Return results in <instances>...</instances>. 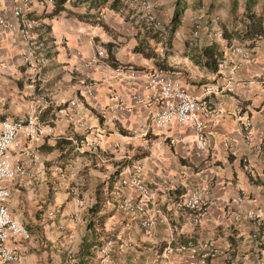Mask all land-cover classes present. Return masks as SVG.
Returning <instances> with one entry per match:
<instances>
[{
    "label": "crops",
    "instance_id": "obj_1",
    "mask_svg": "<svg viewBox=\"0 0 264 264\" xmlns=\"http://www.w3.org/2000/svg\"><path fill=\"white\" fill-rule=\"evenodd\" d=\"M148 1L157 17L169 24L176 0ZM194 1L198 5L193 8L188 2L171 40V51L183 52V57H170L168 63L182 67L183 82L193 94H200L206 84L222 83L228 76L233 79L232 92L209 97L210 104L225 115L218 124L208 123L204 151L196 149L192 129H156L145 107L131 106L132 97L144 92L143 71L156 66L132 50L144 30L137 18L130 17L132 10L124 7L123 0L118 11H101L102 21L116 38L73 15L86 9L70 2L54 17L46 16L53 5L36 2L25 9L46 55L41 67L25 62V42L16 28L0 27V119L20 120L33 112L42 125L53 130L52 135L32 142L20 139L28 147L26 154L10 149L12 158H19L25 169L10 183L7 203L12 216L30 234L28 239L13 241L20 264H36L38 259L40 264H64L70 256L76 264L83 238L102 242L108 234L128 242L127 249L113 254L111 264H165L185 258L178 246L203 243L217 252L209 264H264V152L260 149L264 139V38L253 47L241 43L248 52L245 57L235 52L233 46L240 43L234 42L224 48V70L205 73L202 62L188 54L189 48L201 50L211 43L208 34L228 26L232 11L242 12L246 0ZM208 2H221L222 8L213 13V23L201 24L204 28L199 27L202 31L194 36L192 23H199L195 13ZM166 4L167 12L162 10ZM0 19L14 20L9 0H0ZM115 41L120 43L112 50L115 59L142 69L135 77L116 74L115 63L106 58L100 64L89 63L96 44ZM231 64L236 65L233 73ZM70 100L79 102L73 122L57 115V109ZM120 101L130 108L114 109ZM245 119L251 122L249 133L242 130ZM96 137L100 143L93 147L90 143ZM135 165L141 166L151 193L149 211L159 218L149 235L133 215L116 208L113 198L120 175H127ZM248 175L259 177L262 184L250 182ZM196 188L211 201L204 216L180 204ZM123 192L135 196V192ZM96 202L99 212L91 215L89 208ZM246 212L254 213L255 219L247 220ZM103 215V223L97 224ZM97 246L92 248L90 264H97Z\"/></svg>",
    "mask_w": 264,
    "mask_h": 264
},
{
    "label": "built area",
    "instance_id": "obj_2",
    "mask_svg": "<svg viewBox=\"0 0 264 264\" xmlns=\"http://www.w3.org/2000/svg\"><path fill=\"white\" fill-rule=\"evenodd\" d=\"M12 4L13 21L5 22L0 19V27L6 25L8 28L17 29L22 40L25 42L24 60L32 63L33 66H43L46 63V55L42 50L38 38L34 32L35 23L30 19L25 9L33 3H42L43 6H52L54 0H9ZM124 7L132 10L130 17L137 18L143 25L142 28H150L157 34L166 38L168 35V24H164L154 12V5L148 0H123ZM200 28L196 27L192 34L198 35ZM209 42L221 38L220 31L208 34ZM233 49L242 56H247L248 52L240 45H234ZM106 58V51L102 44H96L94 53L91 56L90 64H100ZM88 65V64H87ZM225 60L218 63L217 71L224 70ZM235 64L230 65L233 73ZM114 72L126 78H133L138 74L132 65L118 64ZM144 92L132 97L133 106H143L147 109V118L151 126L156 129H169L173 127H183L192 129L195 135V147L198 151H204L208 147L207 127L208 123L218 124L225 112L215 109L209 102L211 95H222L233 91L232 76L224 78L222 83L206 84L200 94H193L183 82V75L180 71H164L157 67L145 69ZM79 102L70 100L64 106L57 109V115H63L69 122H73L79 113ZM128 109L130 106L119 102L114 109ZM241 112V108L237 109ZM79 125H82L81 123ZM251 122L245 119L242 130L250 131ZM50 125H42L37 115L29 113L24 119L8 120L0 119V264H20V254L14 245V239H28L29 231L19 223L10 213L7 203L11 196L10 183L24 174V167L19 158H12L10 149H17L20 153H27L28 147L22 145L20 139L32 142L43 135H52ZM146 130L142 133L145 134ZM100 134V133H99ZM97 134V135H99ZM103 133H101L102 135ZM96 135V136H97ZM174 142L171 138V143ZM100 143V138L96 137L90 143L95 147ZM228 147V141L224 142ZM259 149V147H257ZM140 165H135L127 175L121 174L118 180V188L113 192L115 206L118 210L133 215L139 222L144 234L149 235L151 229L159 220L156 214L149 211L151 193L145 185L141 176ZM135 192V196L126 195L123 191ZM180 204L186 209L199 216L207 214L211 205L210 198L200 189H193ZM239 217V216H238ZM244 217L247 220L255 219L252 212H246ZM128 247V242L119 241L116 238H105L96 248L97 264H111L112 256L117 251L121 253ZM182 253H186L184 259L166 261L165 264H209V261L216 256V250L212 245L203 243L200 245L178 246L176 248ZM64 264H75V259L70 256ZM122 264V263H120ZM133 264V263H131Z\"/></svg>",
    "mask_w": 264,
    "mask_h": 264
},
{
    "label": "trees",
    "instance_id": "obj_3",
    "mask_svg": "<svg viewBox=\"0 0 264 264\" xmlns=\"http://www.w3.org/2000/svg\"><path fill=\"white\" fill-rule=\"evenodd\" d=\"M189 1L190 6L193 8L198 5L197 1L195 2L194 0H176L170 16L168 24L169 31L166 38L160 37L156 31H153L150 28H145L143 36L137 40L136 45L133 47V52L149 57L155 62V66L159 69L164 71L177 70L183 74L181 66L169 64L168 61H170V57L175 58L170 52L171 40L176 30H178L181 25L182 16ZM257 1L258 0H246L244 3V9L240 15H237L236 12L234 13V11H232L233 13L229 25L223 26L221 30V39L224 41L223 44H219L217 41H212L201 50H197L194 47L189 48L188 53L191 54L192 58H197L202 62L205 73L214 74L217 72V65L224 58V48L232 46L234 41H238L240 44L248 42L249 47H253L257 40L264 38V5L259 12L256 11L255 6L257 5ZM66 2H70L74 7H84L86 9L84 13H74L73 15L79 19L101 26L108 34L116 38V34L112 29L102 21L101 11L105 8L118 11L121 7L120 0H54L52 9L46 14V16L54 17L66 10ZM119 44L120 43L116 41L114 43L107 42L104 43V45L102 44L106 51V59L113 61L115 66L120 63L115 59L112 50L114 47H118ZM159 46L163 49L162 53H160V49H158ZM182 57L183 55L178 58ZM124 65H132L136 70H142L140 67L131 63H125ZM260 149L264 152V139L262 140ZM248 177L250 182L254 184H262V180L259 177L253 178L251 175H248ZM97 212H99L98 202L89 208V213L91 215H96ZM103 217L104 215L99 216L96 223L102 224ZM92 224L93 223L89 222L88 226L91 227ZM100 243L101 241H91L87 238H83L78 253L75 256L77 260L76 264H90V261L94 256L92 248H95Z\"/></svg>",
    "mask_w": 264,
    "mask_h": 264
},
{
    "label": "rangeland",
    "instance_id": "obj_4",
    "mask_svg": "<svg viewBox=\"0 0 264 264\" xmlns=\"http://www.w3.org/2000/svg\"><path fill=\"white\" fill-rule=\"evenodd\" d=\"M170 1V0H169ZM201 1V0H200ZM205 2V1H204ZM154 3H156V1L154 2ZM222 3L221 2H218V3H212V4H210L209 2L208 3H205V8L202 10V9H200V11L199 12H197V13H195V16H197V17H195V19L199 22V23H197V22H193L192 23V29L194 30L195 29V26H198V27H201L202 29L204 28L203 27V25H201V24H204V26L206 27V26H208V25H211L212 23H213V20H211V18H212V16H213V13L215 12V11H219L220 10V8H222V5H221ZM159 5V4H158ZM232 5V3L230 4V6ZM236 5H238L237 3H236ZM263 5H264V1L263 0H258L257 1V5L255 6V8H257L258 10L259 9H262L263 8ZM233 6V5H232ZM162 10H164V11H168V4H166V5H162ZM232 8V7H231ZM169 12H171V11H169ZM236 13H237V15H240L242 12L241 11H239V10H237L236 11ZM213 19V18H212ZM140 22L138 21V26L140 25L139 24ZM143 27V25L141 24V29H142V31L143 30H145V28H142ZM191 28H189V30H190ZM192 30V31H193ZM200 31H202V30H200ZM211 32V31H210ZM193 39H196V38H194L193 37ZM221 39V38H220ZM219 38H217V39H215V41H219L220 40ZM234 42H237V43H239L238 41H234ZM171 47H172V44H171ZM158 49H160V53H162V51H163V49L161 48V46H159L158 47ZM162 49V50H161ZM170 52H171V54L174 56V57H181L182 55H183V52H181V53H179L178 51H176L177 53H174V52H172L171 50H170ZM189 54V53H188ZM106 236V235H105ZM107 238H114V237H112V236H109V234L107 235ZM103 239H104V235H103ZM36 264H40V262H39V259L35 262Z\"/></svg>",
    "mask_w": 264,
    "mask_h": 264
}]
</instances>
